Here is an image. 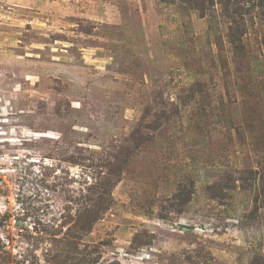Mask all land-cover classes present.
I'll return each instance as SVG.
<instances>
[{
  "label": "rangeland",
  "instance_id": "374dc122",
  "mask_svg": "<svg viewBox=\"0 0 264 264\" xmlns=\"http://www.w3.org/2000/svg\"><path fill=\"white\" fill-rule=\"evenodd\" d=\"M0 264H264V0H0Z\"/></svg>",
  "mask_w": 264,
  "mask_h": 264
}]
</instances>
